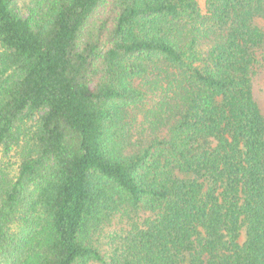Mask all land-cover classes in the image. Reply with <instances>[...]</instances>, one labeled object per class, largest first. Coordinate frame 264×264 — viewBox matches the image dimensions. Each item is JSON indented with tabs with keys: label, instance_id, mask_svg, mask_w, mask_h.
I'll return each instance as SVG.
<instances>
[{
	"label": "trees",
	"instance_id": "obj_1",
	"mask_svg": "<svg viewBox=\"0 0 264 264\" xmlns=\"http://www.w3.org/2000/svg\"><path fill=\"white\" fill-rule=\"evenodd\" d=\"M14 1L0 0V64L18 72L0 95V147L43 113L15 179L0 177V251L13 247V264L101 261L84 236L121 193L155 216L115 264H264V117L250 78L264 0H51L36 21ZM139 75L161 91L168 153L117 140Z\"/></svg>",
	"mask_w": 264,
	"mask_h": 264
},
{
	"label": "rangeland",
	"instance_id": "obj_2",
	"mask_svg": "<svg viewBox=\"0 0 264 264\" xmlns=\"http://www.w3.org/2000/svg\"><path fill=\"white\" fill-rule=\"evenodd\" d=\"M50 1L15 0L13 9L19 16L36 21L45 14ZM197 4L203 10L204 0H197ZM252 23L263 35V42L255 52V63L251 68L250 78L253 98L264 117V18L255 17ZM2 52L3 48L0 46V53ZM7 66L0 64V95L18 76L15 69ZM147 76L154 79L151 74ZM150 82L146 80L145 75L134 77L131 80V86L135 90V95L120 106V120L117 123L120 132L117 140L128 154L146 148L156 155H158L157 149L163 152L167 150V153L169 150L167 129L169 126L166 125V117L163 113L162 118L158 113L161 91L158 88L155 90ZM42 113L43 111H40L32 117L23 116L18 121L17 128L13 130L17 139L0 147V177L2 179L12 181L17 176L18 164L24 151L31 144L38 116ZM30 190L33 188L31 187ZM154 216L152 209H147L141 204L133 206L121 193H114L112 208L95 216L84 236L85 243L97 250L101 261L77 260L74 264H115L112 260L115 250L123 244L133 226L141 227ZM21 228L17 226L16 232H19ZM8 250L9 254L0 251V264H13L15 259L20 257V254L17 255L13 251V247L9 246Z\"/></svg>",
	"mask_w": 264,
	"mask_h": 264
}]
</instances>
